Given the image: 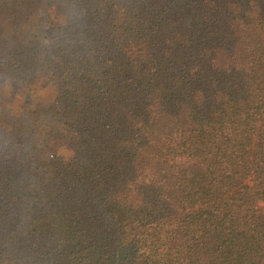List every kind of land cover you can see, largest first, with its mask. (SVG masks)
Masks as SVG:
<instances>
[{
    "label": "trees",
    "instance_id": "1",
    "mask_svg": "<svg viewBox=\"0 0 264 264\" xmlns=\"http://www.w3.org/2000/svg\"><path fill=\"white\" fill-rule=\"evenodd\" d=\"M43 66L50 107L0 120V264H264V0H0V82Z\"/></svg>",
    "mask_w": 264,
    "mask_h": 264
},
{
    "label": "rangeland",
    "instance_id": "2",
    "mask_svg": "<svg viewBox=\"0 0 264 264\" xmlns=\"http://www.w3.org/2000/svg\"><path fill=\"white\" fill-rule=\"evenodd\" d=\"M48 33L55 35L66 26L62 10L51 7L43 11ZM60 78L52 69L43 66L34 78H25L21 82H0V120H17L24 111L41 112L52 104L60 87ZM7 119V120H6ZM75 140L56 137L48 143L47 151L57 157L69 158Z\"/></svg>",
    "mask_w": 264,
    "mask_h": 264
}]
</instances>
